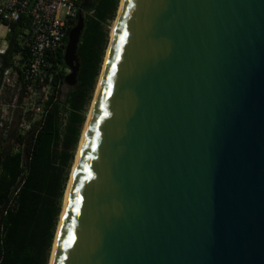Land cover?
Wrapping results in <instances>:
<instances>
[{
	"label": "water",
	"instance_id": "1",
	"mask_svg": "<svg viewBox=\"0 0 264 264\" xmlns=\"http://www.w3.org/2000/svg\"><path fill=\"white\" fill-rule=\"evenodd\" d=\"M69 178L49 264H264V0H120Z\"/></svg>",
	"mask_w": 264,
	"mask_h": 264
},
{
	"label": "trees",
	"instance_id": "2",
	"mask_svg": "<svg viewBox=\"0 0 264 264\" xmlns=\"http://www.w3.org/2000/svg\"><path fill=\"white\" fill-rule=\"evenodd\" d=\"M118 2L87 0V6L78 10L84 13V24L77 47L76 84L60 98L67 74L64 45L77 14L62 45L46 56L52 63V80L40 119L24 133L12 132L15 148L0 144V264H49L70 166L108 42L106 23L115 17ZM28 23L25 15L11 24L10 54L16 49L18 27L26 28ZM64 111L68 114L62 134Z\"/></svg>",
	"mask_w": 264,
	"mask_h": 264
},
{
	"label": "built area",
	"instance_id": "3",
	"mask_svg": "<svg viewBox=\"0 0 264 264\" xmlns=\"http://www.w3.org/2000/svg\"><path fill=\"white\" fill-rule=\"evenodd\" d=\"M80 9L81 0H0V89L18 90L23 103L42 114L52 80V63L46 56L62 45L69 22ZM25 15L28 26L18 27L16 49L10 54L11 24ZM22 127L29 130L27 123Z\"/></svg>",
	"mask_w": 264,
	"mask_h": 264
},
{
	"label": "rangeland",
	"instance_id": "4",
	"mask_svg": "<svg viewBox=\"0 0 264 264\" xmlns=\"http://www.w3.org/2000/svg\"><path fill=\"white\" fill-rule=\"evenodd\" d=\"M119 3H120V0L118 2V7H119ZM118 7H117V11H118ZM91 13L92 12H90V11L87 12V14H89V15ZM116 14H117V12H116ZM83 15H84V13H83ZM115 18H116V15L113 19L109 20L106 23V28L108 30V42H109V38H110V34H111L110 31H111L113 22L115 21ZM0 32H2V31H0ZM108 42H107V45H106V48L104 51V55H103V59H102L101 67H100V72L102 69V65H103L106 49L108 46ZM68 72H69V69L67 68L66 73H68ZM99 75H100V73H99ZM98 78H99V76H98ZM97 82H98V79H97ZM97 82H96V85H95V88L93 91V96L95 93ZM68 86L69 85L66 82H64L61 85L62 94H61L60 98H62V99L64 98V96L67 92ZM16 93H18V90L11 91V90L5 89V88L0 89V144L2 146H5V147L8 146V148H15V146H16V143H14V140H13V136L11 135L12 132L13 133L14 132L24 133L27 130L22 127L23 123H27L30 127L31 124L36 122L38 119H40V116H41V111H32L30 105L23 103L21 94L18 93L17 100L14 101V96ZM93 96H92V99H93ZM92 99H91V101L89 103V107L86 111L85 122L87 120V116H88V113L90 111ZM67 114H68V111H64L63 121H62L63 122L62 123V134H64L66 132L65 129H66V123H67V121H66ZM85 122L82 125L80 137H81ZM80 137H79V141H80ZM79 141H78V144H77V147L75 150L73 162L70 166L69 176H70L71 169H72V166H73V163L75 160V155L77 153ZM68 180H69V178H68ZM67 183H68V181H67ZM66 188H67V184H66ZM66 188H65V191H66ZM65 191H64V195H65ZM64 195H63V198H64ZM62 205H63V201H62Z\"/></svg>",
	"mask_w": 264,
	"mask_h": 264
},
{
	"label": "bare ground",
	"instance_id": "5",
	"mask_svg": "<svg viewBox=\"0 0 264 264\" xmlns=\"http://www.w3.org/2000/svg\"><path fill=\"white\" fill-rule=\"evenodd\" d=\"M115 19H116V18H115ZM114 25H115V21L113 22V25H112V28H111V31H110L111 34H112V32H113ZM111 34H110V35H111ZM89 113H90V111H89ZM89 113H88L87 120H86V122H85V125H84V128H83V131H82V134H81V137H80V141H79V145H78L77 153H76V155H75V160H74V163H73V166H72V169H71L70 177L72 176V172H73V170H74V168H75V163H76V160H77L78 152H79V150H80V146H81V143H82V140H83V135H84L85 130H86V125H87V121H88ZM69 184H70V178H69L68 183H67V188H66L65 195H64V201H65V198H66L67 190H68V188H69ZM59 221H60V220H59ZM59 221H58V223H59ZM57 226H58V225H57ZM56 231H57V229H56ZM56 233H57V232H56ZM55 236H56V235H55ZM55 241H56V237H55V239H54V243H55ZM53 248H54V244H53Z\"/></svg>",
	"mask_w": 264,
	"mask_h": 264
},
{
	"label": "flooded vegetation",
	"instance_id": "6",
	"mask_svg": "<svg viewBox=\"0 0 264 264\" xmlns=\"http://www.w3.org/2000/svg\"><path fill=\"white\" fill-rule=\"evenodd\" d=\"M82 8H85V7H82Z\"/></svg>",
	"mask_w": 264,
	"mask_h": 264
},
{
	"label": "snow or ice",
	"instance_id": "7",
	"mask_svg": "<svg viewBox=\"0 0 264 264\" xmlns=\"http://www.w3.org/2000/svg\"><path fill=\"white\" fill-rule=\"evenodd\" d=\"M121 38H123V37H121Z\"/></svg>",
	"mask_w": 264,
	"mask_h": 264
}]
</instances>
